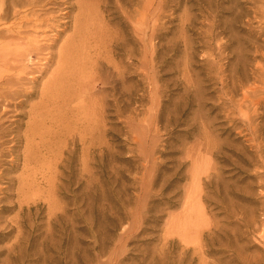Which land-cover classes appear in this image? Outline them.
<instances>
[{"label":"rangeland","instance_id":"obj_1","mask_svg":"<svg viewBox=\"0 0 264 264\" xmlns=\"http://www.w3.org/2000/svg\"><path fill=\"white\" fill-rule=\"evenodd\" d=\"M42 6L91 47L0 99V264H264V0Z\"/></svg>","mask_w":264,"mask_h":264},{"label":"bare ground","instance_id":"obj_2","mask_svg":"<svg viewBox=\"0 0 264 264\" xmlns=\"http://www.w3.org/2000/svg\"><path fill=\"white\" fill-rule=\"evenodd\" d=\"M23 5L26 7H0V99L9 102L20 94L32 95L30 89L25 88L26 84L35 83L55 65L56 70L53 67L54 71H50L42 89L40 88L41 101L39 110L32 114L34 120L38 115L45 114L42 109L46 102L60 96V87L74 81L78 71L83 70L85 58L78 55L80 50L86 51L87 48L86 52L89 53L91 46L86 45V31L90 25L82 16L84 10L80 7V12L72 16L73 33L65 34L66 37L59 43L66 28L56 31L54 35H47L54 26L51 11L43 6L36 7V0H26ZM28 75L31 76L27 77ZM78 105L81 106L80 103ZM39 126L41 127V123L36 124L35 128L38 129ZM31 132L35 134V131Z\"/></svg>","mask_w":264,"mask_h":264}]
</instances>
